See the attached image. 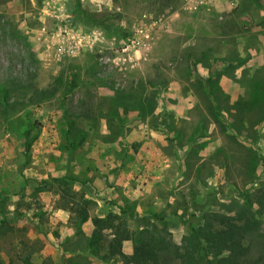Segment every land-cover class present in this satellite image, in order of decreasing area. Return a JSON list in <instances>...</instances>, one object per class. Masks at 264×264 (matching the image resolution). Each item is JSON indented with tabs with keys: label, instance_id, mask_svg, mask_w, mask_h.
Segmentation results:
<instances>
[{
	"label": "rangeland",
	"instance_id": "374dc122",
	"mask_svg": "<svg viewBox=\"0 0 264 264\" xmlns=\"http://www.w3.org/2000/svg\"><path fill=\"white\" fill-rule=\"evenodd\" d=\"M64 23L95 47L62 51ZM3 89L2 263L101 264L82 200L153 236L162 264L210 215L256 216L264 255V207L246 205L264 190V0H0Z\"/></svg>",
	"mask_w": 264,
	"mask_h": 264
},
{
	"label": "trees",
	"instance_id": "16d2710c",
	"mask_svg": "<svg viewBox=\"0 0 264 264\" xmlns=\"http://www.w3.org/2000/svg\"><path fill=\"white\" fill-rule=\"evenodd\" d=\"M8 91H0V103L6 105ZM42 191H47L42 189ZM253 200L246 201L249 210L253 205L264 207V190L254 193ZM82 200V199H81ZM82 205L76 204L75 219L77 227L86 222L92 226L91 234L86 241V251L92 258L101 264H162L160 252L163 247L154 237H145L140 232H129L122 221L115 215L107 214L104 217H90L88 215V202L82 200ZM80 207H79V206ZM206 223L199 238L186 242L183 254L175 250L179 264H264V255L251 254L252 244H246L247 239L258 231L259 223L256 216L243 213L237 217H224L210 215L204 218ZM7 222L0 221V229ZM4 231L3 233H5ZM131 240L133 250L130 256L123 254V243ZM251 243V242H250ZM204 244L206 258H198V247ZM167 247V246H166ZM203 250V251H204ZM204 253V252H203ZM0 264H17L12 260ZM23 264H32L28 259Z\"/></svg>",
	"mask_w": 264,
	"mask_h": 264
},
{
	"label": "built area",
	"instance_id": "2783aa9c",
	"mask_svg": "<svg viewBox=\"0 0 264 264\" xmlns=\"http://www.w3.org/2000/svg\"><path fill=\"white\" fill-rule=\"evenodd\" d=\"M52 39L55 40V43L60 47L65 53L75 56L78 55L83 49L88 50L95 47V41L92 38L88 37L81 30L71 26L70 24L64 23L61 26H58L52 34ZM148 38L147 35L144 36ZM131 46L135 45L134 41H130ZM128 46L122 49L123 53H126ZM100 61L105 60L109 62L110 60L106 58L103 53H100Z\"/></svg>",
	"mask_w": 264,
	"mask_h": 264
}]
</instances>
